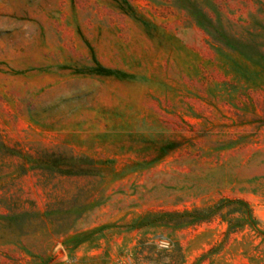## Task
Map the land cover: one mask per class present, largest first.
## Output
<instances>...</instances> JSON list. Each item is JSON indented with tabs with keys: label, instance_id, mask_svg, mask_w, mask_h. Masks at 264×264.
Masks as SVG:
<instances>
[{
	"label": "rangeland",
	"instance_id": "obj_1",
	"mask_svg": "<svg viewBox=\"0 0 264 264\" xmlns=\"http://www.w3.org/2000/svg\"><path fill=\"white\" fill-rule=\"evenodd\" d=\"M0 264H264V0H0Z\"/></svg>",
	"mask_w": 264,
	"mask_h": 264
},
{
	"label": "trees",
	"instance_id": "obj_2",
	"mask_svg": "<svg viewBox=\"0 0 264 264\" xmlns=\"http://www.w3.org/2000/svg\"><path fill=\"white\" fill-rule=\"evenodd\" d=\"M250 213V219H254L251 209L248 210Z\"/></svg>",
	"mask_w": 264,
	"mask_h": 264
}]
</instances>
